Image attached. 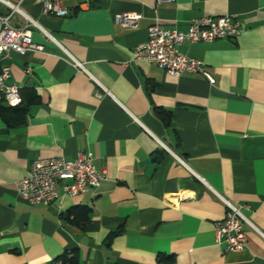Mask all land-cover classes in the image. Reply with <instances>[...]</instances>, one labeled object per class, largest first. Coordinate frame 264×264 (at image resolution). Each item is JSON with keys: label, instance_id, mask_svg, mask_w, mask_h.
Returning <instances> with one entry per match:
<instances>
[{"label": "crops", "instance_id": "0c3cea01", "mask_svg": "<svg viewBox=\"0 0 264 264\" xmlns=\"http://www.w3.org/2000/svg\"><path fill=\"white\" fill-rule=\"evenodd\" d=\"M61 4L69 16L45 15L39 1L24 0L23 12L54 40L32 27L43 50L0 59L9 83L39 97L22 126L0 116V264H60L72 251L78 264H156L159 253L173 254V264H264V0ZM121 13L140 14L137 26L116 23ZM220 15L239 22L236 38L179 46L205 63L213 83L132 60L156 21L184 31L192 18ZM79 152H91L106 172L98 187L50 204L18 194L15 182L33 160ZM219 196L246 206L254 226L243 225L241 252L216 241L214 224L227 213ZM74 206L91 209L84 228L62 217Z\"/></svg>", "mask_w": 264, "mask_h": 264}, {"label": "built area", "instance_id": "2783aa9c", "mask_svg": "<svg viewBox=\"0 0 264 264\" xmlns=\"http://www.w3.org/2000/svg\"><path fill=\"white\" fill-rule=\"evenodd\" d=\"M24 0H0V59L10 52L25 54L41 52L43 45L32 40L31 28L37 27L49 39L54 38L40 27L21 9ZM42 5V13L57 17L69 16V8L63 7L62 0H37ZM175 0H155L156 4L170 3ZM23 19L20 26L12 22L13 16ZM141 15L138 13H121L115 16V22L127 27H136ZM241 32L239 22L230 15L203 16L192 18L186 30L168 28L158 21L148 27L147 40L135 46L132 60H144L156 64L165 72L180 76L198 74L213 83V77L207 71L202 60L189 57L179 50L184 41L211 42L217 39H234ZM70 63L77 69L86 71L84 65L70 56ZM27 73L32 69L28 67ZM10 67L1 66L0 98L10 105L21 101L20 88L9 83ZM158 142L170 150L161 140ZM106 178V172L98 170L93 164L91 152H79L74 159L64 157L37 158L29 166L26 176L15 182L18 194L31 203L50 204L62 195L80 196L99 186ZM224 202L227 213L224 219L215 222V238L223 244L226 252H241L247 244L243 225L254 227L243 213L246 206H237L219 196ZM257 230V229H256ZM264 238V233L257 230Z\"/></svg>", "mask_w": 264, "mask_h": 264}, {"label": "trees", "instance_id": "16d2710c", "mask_svg": "<svg viewBox=\"0 0 264 264\" xmlns=\"http://www.w3.org/2000/svg\"><path fill=\"white\" fill-rule=\"evenodd\" d=\"M1 70V65H0ZM21 101L16 105L8 104L4 99L0 98V116L9 127H19L25 124V115L28 107L39 101V97L35 92L29 91L22 93L20 90ZM157 115L164 122L165 126L170 125L171 115L166 111H157ZM91 209L85 206H74L62 213V217L66 220L76 222L81 228H84L89 220ZM60 264H78V253L72 251L63 253L59 258ZM173 254L159 253L156 257V264H173Z\"/></svg>", "mask_w": 264, "mask_h": 264}]
</instances>
